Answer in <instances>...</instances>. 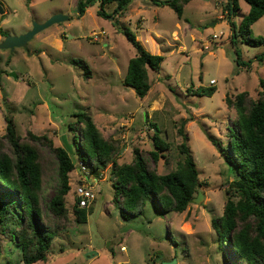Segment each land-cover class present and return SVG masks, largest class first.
Listing matches in <instances>:
<instances>
[{
    "label": "rangeland",
    "instance_id": "obj_1",
    "mask_svg": "<svg viewBox=\"0 0 264 264\" xmlns=\"http://www.w3.org/2000/svg\"><path fill=\"white\" fill-rule=\"evenodd\" d=\"M77 1L0 0L6 10L4 18L0 16V31L12 36L25 34L34 22L44 23L53 15L69 17L38 34L26 48L0 51V137L5 135L7 115L14 118L23 140H29L31 132L46 136L51 143L38 145L45 169L41 205L47 227L53 230L59 224L61 229L47 262L36 264H239L229 256L228 247L220 248L212 227V219L223 215L228 199L237 200L230 191L237 176L208 136L226 146L237 118L236 110L227 105V96L234 99L247 91L257 99L264 90L260 86L264 60L256 59L264 46L239 42L242 59L252 64L236 66L229 0H192L182 19L170 7L157 6L152 0L131 2L116 19L100 17L98 3L79 17ZM239 3L241 10L233 18L238 26L249 11L244 0ZM115 7L108 5L105 11L112 13ZM119 26L130 28L149 52L165 58L159 72L149 71L151 90L144 99L124 85L136 50ZM252 33L264 38V17L252 26ZM4 39L0 34V43ZM211 80L217 89L212 97L189 92L210 87ZM83 111L91 114L106 140L115 142L119 164L131 163L134 149H139L151 168L166 175L178 169L184 157L179 146L185 142L203 183L201 203L193 202L182 214L162 215L152 197L143 214L124 220L114 205L115 189L107 169L103 176L91 175L97 197L88 209L87 222L78 224L73 205L75 189L83 184L79 178L84 176L74 156L76 169L70 173L71 190L66 197L68 215L56 218L49 210L59 187L53 148L64 147L65 135L76 152L74 136H79L81 128L71 130L69 124L76 122L75 113ZM152 124L170 146L158 163L150 157L155 150ZM182 128L188 140L181 135ZM90 252L94 253L91 257L87 256ZM0 264H24L21 248L7 235H0Z\"/></svg>",
    "mask_w": 264,
    "mask_h": 264
},
{
    "label": "trees",
    "instance_id": "obj_2",
    "mask_svg": "<svg viewBox=\"0 0 264 264\" xmlns=\"http://www.w3.org/2000/svg\"><path fill=\"white\" fill-rule=\"evenodd\" d=\"M133 1L78 0V16H84L88 8L98 3L100 17L108 19L113 16L116 19L123 16ZM152 1L157 6L170 7L182 19L185 6L192 0ZM244 1L249 5V11L239 26L233 20L241 10L239 0H229L227 5L228 21L232 26L231 44L235 48L238 68L252 64L242 59L237 47L239 42L252 47L264 46V38L254 37L252 33V26L264 17V0ZM108 5L116 6L114 12L105 11ZM118 29L136 50V55L129 61L124 85L133 89L139 99H144L151 90L149 71L159 72L165 58L151 54L130 28L119 26ZM0 34L4 38L9 35L4 30ZM256 59L263 61L264 53L257 55ZM235 73L239 74V71ZM214 86H200L189 92L192 96L212 97L217 92ZM260 86L264 89V80L260 81ZM226 102L237 112L229 141L223 146L214 137L208 138L236 173L237 178L230 191L237 200L228 199L223 215L212 219V227L220 248L228 247L230 255L226 252L227 255L234 257L239 264H264V90L259 91L257 99H252L249 92L244 91L234 99L227 96ZM74 117L77 120L70 123L69 128L75 131L76 126L81 128L79 136H74V155L71 156L65 147L53 148L59 187L49 203V210L56 218L65 219L68 215L66 197L71 190L70 173L76 169L74 156L90 167L92 175L109 169V181L115 189L114 205L124 220L143 214L152 197L162 215L171 212L182 214L193 203L203 183L199 179L196 160L185 142L179 146L184 157L178 169L159 175L139 149H134L131 163L119 164L115 158V142L103 137L91 114L83 111L75 113ZM4 119L5 135L0 137V235H7L21 248L24 264L47 262L53 240L61 229L59 224L53 230L47 227L41 205L45 169L38 145L50 141L46 136H36L31 132L29 140H23L14 118L6 115ZM152 126L155 128L152 138L155 150L150 152V157L158 163L170 146L163 139L160 128L156 124ZM180 133L188 140L183 128ZM73 206L76 222L86 223L88 209L79 208L78 202Z\"/></svg>",
    "mask_w": 264,
    "mask_h": 264
},
{
    "label": "water",
    "instance_id": "obj_3",
    "mask_svg": "<svg viewBox=\"0 0 264 264\" xmlns=\"http://www.w3.org/2000/svg\"><path fill=\"white\" fill-rule=\"evenodd\" d=\"M0 14L4 15V9L0 5ZM69 20V17L64 14H56L49 18L44 23H37L34 22L32 28L27 31L25 34L19 36H12L8 35L1 43H0V51L1 50H8L13 52L16 49L26 48L30 41H32L38 34L42 33L43 31L53 27L54 25H59L63 22ZM12 76H16L15 73L11 74ZM62 142L64 147L68 150L69 154H73V147L70 145L67 136H62ZM202 192L198 193V196L193 199L194 203H201L202 201ZM94 253L90 252L87 256L91 257ZM162 264H176V261L171 262H163Z\"/></svg>",
    "mask_w": 264,
    "mask_h": 264
},
{
    "label": "built area",
    "instance_id": "obj_4",
    "mask_svg": "<svg viewBox=\"0 0 264 264\" xmlns=\"http://www.w3.org/2000/svg\"><path fill=\"white\" fill-rule=\"evenodd\" d=\"M216 84L215 80L210 81V86H214ZM91 169L88 165H86L83 162H79V173L81 176H91ZM103 176V174L101 175ZM81 181H83V184H80L76 187L75 189V194L77 198L75 199L74 203L78 202V206L81 209H89L93 202L96 200V192H95V187L92 185L91 182H88L85 180V178ZM126 248H122V250H125Z\"/></svg>",
    "mask_w": 264,
    "mask_h": 264
},
{
    "label": "crops",
    "instance_id": "obj_5",
    "mask_svg": "<svg viewBox=\"0 0 264 264\" xmlns=\"http://www.w3.org/2000/svg\"><path fill=\"white\" fill-rule=\"evenodd\" d=\"M5 13H6V10H4V15H5ZM4 15H1L0 14V16L2 17V18H4ZM246 15V14H245ZM242 19V18H241ZM138 39V38H137ZM143 45V44H142ZM151 53V52H150ZM152 54V53H151ZM104 172V171H103ZM103 172H101L100 173V176L103 174ZM92 177L93 176H85L84 178H85V180L86 181H88V182H91V183H93L94 182V179H92ZM83 179V178H82ZM79 183H81V179L79 178ZM84 183V182H83Z\"/></svg>",
    "mask_w": 264,
    "mask_h": 264
}]
</instances>
